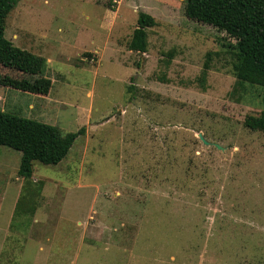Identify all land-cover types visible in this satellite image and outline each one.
I'll list each match as a JSON object with an SVG mask.
<instances>
[{"label":"rangeland","instance_id":"obj_1","mask_svg":"<svg viewBox=\"0 0 264 264\" xmlns=\"http://www.w3.org/2000/svg\"><path fill=\"white\" fill-rule=\"evenodd\" d=\"M186 1L9 13L6 39L46 66L0 65V110L85 133L30 182L0 146V264H264V131L250 127L264 87L238 82V42L188 19ZM140 12L156 20L145 54L128 48ZM25 186L41 188L32 217L16 212Z\"/></svg>","mask_w":264,"mask_h":264},{"label":"trees","instance_id":"obj_2","mask_svg":"<svg viewBox=\"0 0 264 264\" xmlns=\"http://www.w3.org/2000/svg\"><path fill=\"white\" fill-rule=\"evenodd\" d=\"M20 1L0 0V65L31 76L43 75L46 61L16 48L5 36L7 17ZM185 14L192 21L211 25L236 39L239 50L235 64L238 82L264 87V0H187ZM155 26L154 17L140 12L129 50L145 54L148 29ZM210 60L211 54H208L206 68ZM23 84L19 82L15 88L21 90ZM254 123H251V128L264 131V113ZM84 133L83 128L76 133L65 134L57 126L0 110V146L22 153L19 174L28 182L32 178L34 162L49 166L60 164ZM40 190V187L34 190L25 186L16 212L32 217L37 208L35 196L40 195Z\"/></svg>","mask_w":264,"mask_h":264},{"label":"water","instance_id":"obj_3","mask_svg":"<svg viewBox=\"0 0 264 264\" xmlns=\"http://www.w3.org/2000/svg\"><path fill=\"white\" fill-rule=\"evenodd\" d=\"M199 138H200V140L204 143V145H206V146H210V145H214L217 149H219V150H224L221 146H219V145H217V144H211V143H209L204 137H203V135H199Z\"/></svg>","mask_w":264,"mask_h":264}]
</instances>
